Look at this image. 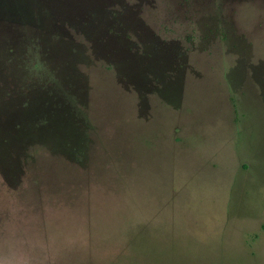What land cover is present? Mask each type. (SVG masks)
I'll return each mask as SVG.
<instances>
[{"label":"rangeland","instance_id":"obj_1","mask_svg":"<svg viewBox=\"0 0 264 264\" xmlns=\"http://www.w3.org/2000/svg\"><path fill=\"white\" fill-rule=\"evenodd\" d=\"M0 264H264V0H0Z\"/></svg>","mask_w":264,"mask_h":264},{"label":"trees","instance_id":"obj_2","mask_svg":"<svg viewBox=\"0 0 264 264\" xmlns=\"http://www.w3.org/2000/svg\"><path fill=\"white\" fill-rule=\"evenodd\" d=\"M94 13H95V12H92V14H90V16H91L92 19L95 17V14H94ZM90 16H89V17H90ZM1 18H4V17H1ZM19 21H21V20H19ZM19 21H18V22H19Z\"/></svg>","mask_w":264,"mask_h":264}]
</instances>
